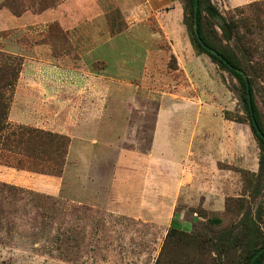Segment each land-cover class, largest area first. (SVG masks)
<instances>
[{
	"label": "rangeland",
	"instance_id": "rangeland-1",
	"mask_svg": "<svg viewBox=\"0 0 264 264\" xmlns=\"http://www.w3.org/2000/svg\"><path fill=\"white\" fill-rule=\"evenodd\" d=\"M65 1L5 0L3 7L17 16L27 10L40 13ZM145 1L81 0L73 8L90 12L85 14L83 33L93 38L97 49L104 50L107 39L117 37L121 55L115 60L129 67L124 73L120 67L112 71L114 61L102 53L88 63L91 71L100 73L103 84L95 106H79V100L86 98L84 92L70 87L60 92L45 90L43 77L33 76L39 83L32 84L34 96L29 98L35 102L25 112L35 121L22 126L7 117L13 128L61 132L64 135H57L67 138L69 145L63 166L45 159L27 162L7 153L0 157V264H154L171 227L198 236L200 243L197 247L186 239L176 241L174 255L180 259L173 260L176 263L245 264L243 236L251 233L257 245L264 239V145L252 133L241 87L196 46H192L195 55L205 60L195 63L200 75L189 83L156 27L157 17L146 12ZM209 1H203L201 7L202 33L214 49L234 57L250 84L264 130V0L230 10L220 0ZM182 6L183 21L190 24L185 0ZM244 20L251 26L247 27L250 34ZM35 31L38 34L11 31L5 38L13 39L26 54L42 57V50H32L30 39L38 43L46 38L56 53H74L73 44L57 25ZM192 31L195 35L194 25ZM1 53L14 58L22 70L21 58ZM109 63L114 65L111 71ZM15 88L10 95V115L18 110L13 104ZM29 93H19L20 99ZM177 100L197 104L170 103ZM173 116L189 117V123H194L193 148L205 154L198 169L205 175L216 167L226 172L227 183L221 187L231 190L225 193L217 213L203 210V196L188 197L173 207L171 182L160 194L169 200L167 207L157 202L153 184L144 186L155 182L153 166L140 158L150 152L157 125L171 127ZM86 121L88 129L83 127ZM79 127L89 138L87 146L96 143L94 150L89 146L80 156ZM180 127L187 131L188 124ZM161 144L176 155L183 149L173 139ZM168 177H172L170 173ZM168 246L166 250H170ZM174 255L166 252L161 263H168Z\"/></svg>",
	"mask_w": 264,
	"mask_h": 264
},
{
	"label": "crops",
	"instance_id": "crops-1",
	"mask_svg": "<svg viewBox=\"0 0 264 264\" xmlns=\"http://www.w3.org/2000/svg\"><path fill=\"white\" fill-rule=\"evenodd\" d=\"M4 1L0 0V51L19 57L24 63L15 88V103H13L17 104L15 106L18 107V110L16 113L10 115L9 112L8 114L13 122L18 125L31 126V122L35 121V117H29L28 113L25 112V108L35 102V100L32 101L33 98H29L34 96L33 89L31 88L32 84L39 83L38 80L35 83L33 76H37L39 80L43 77L42 85L45 90L60 92L66 91L70 87L72 91L79 90V92L86 93V98L79 100V106L86 105V107H92L97 104L95 96L101 93V86L103 84L100 83V73L91 71L88 63L98 59L101 53L107 54L108 59L114 61L115 68L112 71L115 72L120 67V72L122 70L123 73L127 72L126 70L129 67H126V65L120 66L115 60L119 54L121 55L116 43L117 37H109L107 42H105L106 47L103 48L104 50H99L95 45V41L92 40L93 38L83 33L85 14L89 16L90 12L73 9L76 8L75 4L80 5L81 0H67L59 3L54 8L40 13L34 14L27 10L17 16L11 14L3 7ZM253 1L255 0H220V3L223 4L226 10H230L245 6ZM145 8L147 13L157 17L155 24L159 29L161 37L167 43L169 52L176 60L179 71L191 83L196 76L200 75L195 63L197 61L202 62L205 59L203 56L197 57L195 55L187 37L186 29L182 22V0H146ZM54 24L66 35L70 43L73 44L72 46L75 51L71 56L60 51L56 53L52 42L48 40L50 38H46L47 40L45 39L43 42L39 41L38 43L30 39V42L33 43L32 50H42V57L38 53H36L38 55H34L32 52L30 54L24 52V54L21 46H18L13 39L9 41L5 38L11 31L23 32L26 30L35 35L38 34L35 31L36 29L43 28L46 30L50 25ZM76 30L79 31V35ZM139 48L143 49L144 47L141 45ZM113 64L109 63V70L112 69ZM110 89L111 86L109 85L108 90ZM21 92H30L29 94L31 95L28 96L26 94L23 100H21L19 97V93ZM170 103L179 106L197 104L196 101L191 100H177L171 101ZM169 120H171V127L164 126L162 129V127L157 125L150 152L147 156L140 158V162L152 164V169L154 170H152L151 176L155 182L146 183L144 186L153 184L156 187V200L163 207H167L170 202L167 198H161L160 194L164 186H168L170 184L169 182H171L170 191L173 192V196L175 195L171 201L173 207L183 199L184 202L187 201L188 197H193L194 199L198 196L197 198L200 199V196H203V210L215 213L219 212L223 206L225 193L231 190L228 186L221 187V185L227 183L224 180V178H227L226 172L216 167L215 170H211L210 174L208 173L209 175L207 173L205 175L203 169H198V161L205 154L203 152H197L193 148V140L196 134V129L193 126L194 123L192 121L189 123V117L188 119H183L181 116H173ZM86 122L87 124L84 123L85 126H83L84 129L88 125V121ZM89 122L93 123L94 121ZM185 123L188 124V128H185L187 131H184V127H180L181 124L183 125ZM83 131L85 130L79 127V156L83 155L82 153L88 152L89 146L94 150L96 144L95 142H91L87 146L86 139L89 138L82 135ZM86 131L88 132V130ZM54 133L63 134L61 132ZM170 139L176 140L179 145H182L183 149L180 155H176L169 147V151L166 150L165 146L162 148L161 141L165 140L164 145H166ZM179 139L184 142H181ZM103 147L102 145L99 149L101 150ZM234 152L237 151L234 149ZM169 173L172 176L170 178L168 177ZM213 205L215 206L213 207ZM141 213L148 215L146 211H141Z\"/></svg>",
	"mask_w": 264,
	"mask_h": 264
},
{
	"label": "trees",
	"instance_id": "trees-1",
	"mask_svg": "<svg viewBox=\"0 0 264 264\" xmlns=\"http://www.w3.org/2000/svg\"><path fill=\"white\" fill-rule=\"evenodd\" d=\"M188 6L189 15H190V24L184 23L183 25L186 31L189 33V42L191 46H196L199 50L200 54L206 55L212 62H216L220 67L225 69L229 74H231L236 81L239 83L241 87V102L245 108L246 114L250 121V127L252 133L263 145L264 141L261 140L255 132L254 127L251 124V116L253 117L256 127L264 136V130L262 129L258 112L255 108L253 102L252 90L249 84V96L251 99L252 105V115H250L248 103H247V93L245 89L244 77L239 67L236 65L234 57H229L214 49V47L206 41L203 33H202V17H201V7L203 1L210 2L209 0H197V13H196V25H197V33L198 39L203 44V46L198 42V39L195 37L193 33V25H194V6L195 0H185ZM250 8V5H249ZM213 11V14L217 12L210 8ZM236 12V11H235ZM183 19H184V10H183ZM244 28L246 32L250 34L248 30L251 28L247 20H244ZM230 24V23H229ZM234 28L235 23L231 22ZM227 25L229 31H232V27ZM249 25V28H247ZM264 30V29H263ZM207 48V49H206ZM210 51H214L218 56L222 58L223 61L219 60L218 57L213 56ZM173 58V57H172ZM21 72V65L11 57H8L0 52V157L3 154L7 153L12 156L23 157L27 162L30 160H38L43 161V159L48 160L50 162L56 163L59 161V166H63L64 159L67 154V148L69 145V141L67 138L52 134L45 131H39L30 128L20 127H11L8 123V111L10 105V95L13 93L17 80L19 78V74ZM52 145L54 149H52ZM49 150H48V149ZM21 161H17L18 165H21ZM61 173V171H59ZM213 224H219V221H214ZM248 230V229H247ZM248 232V231H247ZM261 238V237H260ZM258 238V241H260ZM263 238V237H262ZM188 240L191 244L198 247L200 245L198 241V236H190L183 234L176 227H171L169 232L166 235L165 242L161 248L160 254L154 264H199V263H176L180 260L176 255H174L177 250V242H181L184 240ZM242 240L245 242V251L247 254L246 263L249 264L251 258H253L256 253L264 247V239L260 241V244L257 245L256 241L253 240L251 233H246ZM197 242V243H196ZM170 250H166V247ZM166 252L173 254L174 257L171 258L168 263H161V259L165 256ZM176 257V258H175ZM173 260H177L176 262ZM251 264H264V251L259 254Z\"/></svg>",
	"mask_w": 264,
	"mask_h": 264
},
{
	"label": "water",
	"instance_id": "water-1",
	"mask_svg": "<svg viewBox=\"0 0 264 264\" xmlns=\"http://www.w3.org/2000/svg\"><path fill=\"white\" fill-rule=\"evenodd\" d=\"M197 0H195V6H194V28H195V36L196 38L198 39V33H197V25H196V13H197ZM223 31L224 33L227 35L228 37V34H227V31H226V28H223ZM198 42L203 46V44L200 42V40L198 39ZM204 47V46H203ZM207 49V48H206ZM210 53L215 56V57H218L219 60L223 61L222 58L220 56H218L214 51H210ZM244 82H245V89H246V93H247V103H248V108H249V112L250 114L252 115V105H251V99H250V96H249V85L247 83V80L244 78ZM252 117V116H251ZM252 120V125L255 129V132L256 134L264 141V136L261 134V132L259 131V129L256 127V123L253 119V117L251 118ZM264 251V249H261L260 251H258L256 253V255L251 259V262L249 264H251L253 262V260L259 255L261 254L262 252Z\"/></svg>",
	"mask_w": 264,
	"mask_h": 264
}]
</instances>
